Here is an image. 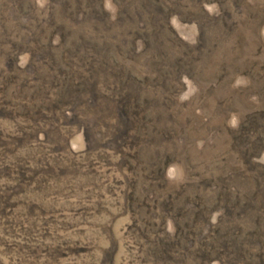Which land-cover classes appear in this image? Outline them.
<instances>
[{
    "label": "rangeland",
    "instance_id": "1",
    "mask_svg": "<svg viewBox=\"0 0 264 264\" xmlns=\"http://www.w3.org/2000/svg\"><path fill=\"white\" fill-rule=\"evenodd\" d=\"M82 3L130 49L148 36L115 69L143 92L90 148L71 128L56 152L15 104L77 0H0V264H264V0Z\"/></svg>",
    "mask_w": 264,
    "mask_h": 264
},
{
    "label": "trees",
    "instance_id": "2",
    "mask_svg": "<svg viewBox=\"0 0 264 264\" xmlns=\"http://www.w3.org/2000/svg\"><path fill=\"white\" fill-rule=\"evenodd\" d=\"M77 3L74 23L64 21L57 27L60 46H55L54 42L42 44L37 41L46 58V69L42 75L44 85L30 88L26 86L21 91L24 98L16 100L15 104L21 106L17 110L22 111V116L31 123L29 131L36 134L35 138L39 132L43 133L50 146L63 154L68 146L66 129H81L90 148L94 126L99 128V135L103 137L105 134L102 128L106 120L114 118L128 121V109L135 107L131 106V102L136 104L143 90L137 88L139 81L135 76H127L124 82L125 77L116 73L115 69L121 67L118 58L122 56V60L135 64L142 53H138L139 49L135 44L140 40L149 46V39L145 34L144 38L138 37L136 42H132L134 45L130 49L125 40L126 34L123 36L122 27L117 26V18L113 20L103 10L92 18L97 13L96 5H84L82 0H77ZM91 20L95 23L91 24ZM154 22V13H149L141 23L147 29L151 27L153 31ZM115 28L117 36L112 38L110 33ZM119 44H122L120 51ZM113 45L118 49L116 52H112ZM128 52L133 54L129 55ZM26 71L28 70H21V73ZM112 87L115 88L114 94ZM128 104L130 106H126ZM25 114L27 115L24 116ZM94 117L99 118L97 123H94ZM29 134L24 131L23 135L28 138ZM162 184L165 182L162 181ZM158 187L161 188V185ZM161 198V205L166 211L169 208L171 211L176 210L178 198H173L172 194L168 200L162 195Z\"/></svg>",
    "mask_w": 264,
    "mask_h": 264
}]
</instances>
